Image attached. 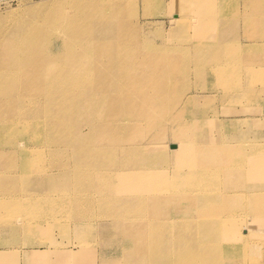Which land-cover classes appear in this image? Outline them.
<instances>
[{
    "label": "rangeland",
    "instance_id": "1",
    "mask_svg": "<svg viewBox=\"0 0 264 264\" xmlns=\"http://www.w3.org/2000/svg\"><path fill=\"white\" fill-rule=\"evenodd\" d=\"M43 1L44 3H42ZM53 3V0H0V29L3 28L4 31H7L10 28L11 31H14L16 28H20L22 31H37L40 42L50 41L52 48L54 47V51L58 53V48L62 44L61 37L70 35L71 38L85 39L79 32V28L87 25L86 19L89 16L91 25L93 22L91 17L98 13L102 5L109 4L110 11L113 10V5L117 6L118 4L125 5V11L129 9L128 0H68L66 5L55 7ZM155 4L154 1L142 2L141 0H137L136 4L137 18L141 25L143 24L142 27L138 26L137 31L155 43V51L152 52L148 49L151 51V55L149 57L144 55L143 62L137 68L132 69L130 64L121 66V71L127 70V68L131 69L129 78L123 75L125 81H128L125 86L117 85V81H113L111 78L103 83V85L110 86L116 93L121 90V96L133 97L129 105L120 103L119 108L112 107L124 112L131 122L109 124L103 128L93 126L88 130L82 124L77 125L75 128L76 143L72 142V144L77 147L79 145L89 146L95 137H106L109 136L107 134H113L114 136H109L111 137L110 141L101 139L97 143L101 149H108L102 150L111 152L118 147L114 143L117 136L128 137L132 142L126 145L136 143L144 147L150 146V149L144 150L137 159L141 158L144 162L153 158L154 168L150 169L151 175L174 174V182L188 176L198 178L201 174L197 171L208 172L210 166L215 171L222 170L214 171L215 173L211 175L215 176L213 182L219 185V190L214 191L221 192L223 195L221 201L213 199L214 203L211 202V206L215 207L216 213L229 214L230 212L236 219L239 215H243V220L239 222L241 226L245 227H241L240 230L245 229L251 234H257L255 236L257 244H254L253 255L256 257L257 264H264V0H253L250 3H247L246 0H230L229 2L211 0L210 4L193 3L191 5L192 13H177L174 10L175 13L172 15L168 11L155 14L156 12L153 11ZM33 7L36 9L34 10ZM194 9L200 14L207 13L210 17L215 15L219 19L225 16V19L208 26L198 25ZM56 17L59 22H55ZM63 17H67V19L64 20ZM106 18L95 22V25L100 31H104V34L112 35L115 29L104 26L103 22H106ZM172 18L185 20L186 23L183 27H178L177 31H172L174 23ZM108 20L112 21L113 19L109 17ZM250 24L252 31L249 30ZM171 31L172 38L168 36ZM248 32H252L255 36L253 38L255 45L248 52L249 56L238 55L227 59V62L237 63L240 68L237 73L232 72L228 76L227 80L230 85L226 88L232 92L235 91L240 97L223 96L225 88L220 86L218 78L215 76L218 67H214L216 66L214 59L213 61L208 59L209 57L211 59L214 54L211 49L227 45L243 48L242 43H236V40L239 38L240 41H244L243 38ZM165 36H167L166 40H164ZM131 44L134 49H137L141 43ZM178 46H182L183 49H177ZM117 52L119 57L122 55L129 57L130 54L125 49L117 50ZM70 53L76 56L84 55L86 63H91V55L94 54V51H81L80 46H75ZM70 53L66 54L64 59ZM153 57L156 58L158 65L159 63L163 64V71H160L159 67L153 69L151 66L152 62L155 63ZM198 57H205V60L199 61ZM209 61H211L209 64L204 63ZM99 71H109V66L100 64ZM90 81L92 80H85L77 73L73 74L72 70L64 68L52 73L45 83L20 79L12 87L19 91L16 98L28 95L37 97L38 95L45 96L42 93L46 90L47 84H51L54 90V101L52 103L42 102V107H37L35 112L36 117L41 119L43 124L46 123L47 127L54 129L56 122L45 120L42 110L45 112L48 109L53 110L55 103L69 97V93H87L90 87L96 85V81ZM151 81L156 84L162 83L163 91L161 93L153 92L150 97L142 96L140 98L146 92L145 90L153 88V86L148 87V82ZM215 85H219V87L215 88ZM181 88L183 91L185 90V93H187V88L193 91L191 94L187 93L192 97L193 102L185 110L173 106V100ZM22 89L30 91L26 93ZM136 89L142 90L137 98H135ZM100 105L102 110L107 112L112 103L109 102L110 106L106 103ZM13 106L15 108L14 102ZM65 109L75 115L83 114L84 117L89 113L86 109H80L77 102H69ZM181 112L183 113L181 114ZM190 118H194L195 125H200L199 123L203 122L204 126L199 130L203 140H197L192 132L183 133L184 128L182 127H185V123L182 120L189 121ZM57 123L63 128V121ZM0 141L4 144L13 141L17 145L20 143V138L14 132L5 130L0 132ZM47 145L50 144L47 143ZM179 145H181L180 149H178ZM182 146L189 149L187 154L179 152ZM12 147L13 145H9V148L12 149L11 153H0V187L3 185V188H0V193L6 195L5 197L9 196L8 190L11 188L19 189L18 197H24V194L26 197L41 196L44 191H47L49 182L59 180L58 177L51 175L52 178L47 175L39 174L38 176L35 171H25L24 157H20L17 153L14 154L16 148ZM203 147L206 149L202 150ZM207 147H212V149L207 150ZM125 156L124 152L120 154L121 161L118 166H122L127 161ZM70 161L74 162L72 155ZM183 164L189 165V168L191 165H198V170L193 168L192 173H188L187 170L190 171V169L183 167ZM229 169L234 171L229 173ZM6 176L10 178V181L6 182ZM49 178L51 181L48 180ZM136 193V190L130 192L132 201H137L139 210L144 212V204L149 203L150 198L143 195L135 196ZM226 195L227 197H224ZM233 198L237 201H232ZM6 199L11 198L7 197ZM185 206L182 205L177 209L170 208L167 211L172 212L175 218L195 217L196 212L190 214L181 212ZM12 208L10 204H6L0 209V264H89L86 261L98 264L100 255L105 251L113 250L114 253H117L107 243L114 235L109 223L95 224L91 231L87 232L86 225L89 221L84 217H81L82 220L77 217L79 219L77 221H63L62 224L51 227L49 243L44 239H39L46 235L47 226L43 222L38 223L43 225L36 233H27L23 229V223L17 221L22 214L12 212ZM158 213L155 206L147 210V215H151V217H155ZM210 214L212 213L206 215ZM64 226L68 229L66 234L60 230ZM193 230L200 232L197 239L208 240L212 234L216 233L215 228L199 227V229L193 228ZM245 230L242 231L243 234H245ZM81 231L87 232L86 235H81ZM82 237L96 242L93 248L94 258L89 259L79 255ZM240 243L241 241L238 242V244ZM229 244L231 246L232 243L229 242ZM33 250L38 253L30 252ZM188 253L191 261L194 257L200 256L192 252ZM214 253L218 254L219 260L227 256L222 253L221 249ZM218 257L212 255V258L208 257L204 262L219 261ZM229 258L232 262L230 264H249L251 261V259H244L240 251ZM124 262L131 264L129 261ZM179 263L184 264L182 261Z\"/></svg>",
    "mask_w": 264,
    "mask_h": 264
},
{
    "label": "bare ground",
    "instance_id": "2",
    "mask_svg": "<svg viewBox=\"0 0 264 264\" xmlns=\"http://www.w3.org/2000/svg\"><path fill=\"white\" fill-rule=\"evenodd\" d=\"M67 1L53 0V4L54 7L66 5ZM141 1L156 2L153 8L155 14L168 11L171 15L175 12L192 13L191 5L193 3H211V0ZM224 1L229 2L230 0ZM252 1L246 0L247 3ZM128 4V11H125V5H113L112 11H110L109 4L102 5L98 13L91 17L92 24H89V16L86 19L87 25L79 28V32L85 39L71 38L70 35L61 37L62 44L61 46L58 45V53L54 51L50 41L40 42L37 31H22L16 27L14 31H11L10 28V31H8L9 29H5L7 31H4L3 28L0 29V132L10 130L20 138V143L17 145L13 141H6L7 144L0 141V153H11L12 149L9 148V145H13L12 148H16L13 153L24 157L25 171H35L38 176L40 174L59 178L56 182L51 181L52 177L49 178L48 180L51 182L47 184V191H44L41 196L26 197L24 194L25 198L18 197L19 189L11 188L8 190L9 196H7L11 199L7 200L6 195L0 193V209L6 204H10L13 207L12 212L22 214L17 221L23 223V229L27 233H36L43 225L38 223L43 222L47 226L46 235L39 239H44L49 243L51 227L58 226L63 221H77V217L79 219L84 217L89 221L86 225L88 227L87 232H89L88 230L91 231L95 224L109 223L108 225L112 228L114 235L111 239H107L109 241L107 243L117 253H114L113 250L105 251L104 254L100 255L98 264H128L124 261H129L131 264H182L179 261L184 264H191L192 262L193 264H230L232 262H230L229 257H232L237 251H240L244 259H251L249 264H257L256 257L253 255L254 244H257L255 239L257 234H251L245 229L242 230L246 231L243 234L240 230L241 227H245L241 226L239 222L243 220V215H239L236 219L230 212L229 214L216 213L215 207L211 206V202L214 203L213 199L221 201L223 196L221 192L214 191L219 190V185L213 182L215 176L211 175L222 170L215 171L210 166L208 172L197 171L201 174L198 178L188 176L174 182V174L151 175L150 169L154 168L153 158L144 162L141 158L137 159L144 150H149L150 146L144 147L136 143L126 145L132 142L128 137L117 136L114 143L118 147L111 152L102 150L108 149H101L97 143L101 139L110 141L111 137L114 136L113 134H107L111 137L97 136L89 146L79 145L77 147L72 144V142L76 143L75 128L77 125L82 124L88 130L93 126L103 128L109 124L131 122V119H128L124 112L112 107L119 108L120 103L129 105L133 97L121 96V90L116 93L112 91L110 86L103 85L105 81L111 78L113 81H117V85L125 86L128 81H125L124 76L129 78L131 69L127 68V70L121 71V66L130 64L132 69L137 68L143 62L144 55L149 57L151 51H155V43L137 31L138 26L142 27L143 25L137 18V0H128ZM174 10L176 11L173 12ZM112 13L115 15L111 16ZM195 13L198 25L208 26L225 19V16L219 19L215 15L210 17L207 13L200 14L198 11ZM109 17H112L113 20H108ZM104 18H106V22H103L104 26L115 29L112 35L104 34V31H100L95 25V22L102 21ZM63 19L65 20L67 17H63ZM172 19L174 21L172 31H177L178 27H183L186 23L185 20L179 18ZM55 22H59L58 17H56ZM249 30L252 31L251 24ZM172 31L168 35L171 38L173 37ZM254 37L252 32H248L243 38L244 41H240L238 38L236 43L239 42L243 45V48L240 49L236 45L211 49L214 54L211 59L210 57L208 59L212 61L214 59V63H216L214 67H218L215 76L218 78L220 86L225 88L223 96L240 97L235 91L232 92L226 88L230 85L227 80L228 76L232 72L237 73L240 68L237 63L227 62V59L238 55L249 56L248 52L255 45ZM136 42L141 44L137 49H134L131 43ZM75 46H80L81 51H94V54L91 55L92 62L86 63L84 55L71 54L70 52ZM121 49L129 51V57L123 55L119 57L117 50ZM177 49L182 50L183 47L178 46ZM68 53L70 54L64 59ZM198 59L204 61L205 57H198ZM153 61H155L151 64L153 69L159 67L160 71H163V64L159 63L158 65L155 57H153ZM98 62H102L100 63L102 65H108L109 71H99L100 64ZM210 62L204 63L209 64ZM64 68L72 70L73 74L77 73L85 80L96 81V85L90 87L85 94L69 93V97L55 103L53 110L48 109L46 112L42 110L45 120L56 122L55 128L51 129L36 117L35 110L37 107H42L41 103L44 101L47 103L54 101L53 86L47 84L46 90L42 93L45 96L28 95L18 98H16V94L19 91L12 86L20 79L45 83L52 73ZM121 73L122 75H120ZM151 86L153 88L145 90L146 92L140 98L142 96L150 97L153 92L161 93L164 87L162 83L156 84L154 81L148 82V87ZM217 87L219 85H215V88ZM29 91L24 90L23 92ZM140 92L142 90H135V98ZM186 92L191 94L193 91L187 88ZM227 92L233 94L229 95ZM187 93L181 88L173 100L174 108L185 110L193 102L192 97L188 96ZM69 102H77L80 109H86L89 112L88 115L84 117L83 114L75 115L67 112L65 107ZM109 102L112 103V106L109 105ZM102 103L110 106L107 112L102 110L100 105ZM58 121H63V128L57 123ZM182 121L185 123V127H182L184 134L192 132L197 140H203L202 134L199 133V130L204 126L202 121L199 123L200 125H195L194 118H190L189 121ZM99 130L102 131V129ZM46 142L50 145H47ZM201 149H206V147ZM211 149L212 147H207V150ZM188 150L186 146H182L179 152L187 154ZM123 152L126 154L125 159L127 161L122 166H118L121 161L120 154ZM71 155L74 157L73 163L70 161ZM183 167L189 168V165L183 164ZM193 168L198 170V165H191L190 171L187 170V172L192 173ZM233 171V169H229V173ZM6 179V182L10 181L7 176ZM52 180L54 181V179ZM0 188H3V185ZM133 190L137 191L135 196L143 195L150 198V202L144 204V212L139 210L137 201H132L130 192ZM232 201L237 200L233 198ZM249 202L251 204L250 200ZM182 205H186L182 208V213L196 212V216L175 218L172 212L167 211L170 208L177 209ZM153 206L159 211L155 217L147 215V210ZM209 213L212 214L206 215ZM199 227L215 228L216 233L212 234L208 240L197 239L200 232L194 231L193 228L199 229ZM60 230L65 234L68 232L66 226ZM87 232L81 231V235H86ZM90 240L82 237L79 245L81 246L79 255L89 259L95 256L93 248L96 244L95 241ZM239 241H241L240 244H238ZM229 242L232 243L231 246L233 245V247L230 246ZM220 249L227 256L219 260L218 254L214 252H219ZM30 252L38 253L34 250ZM188 252L200 256L194 257L191 261ZM212 255H216L219 261L204 262L206 258H212ZM86 262L92 264L91 261Z\"/></svg>",
    "mask_w": 264,
    "mask_h": 264
}]
</instances>
